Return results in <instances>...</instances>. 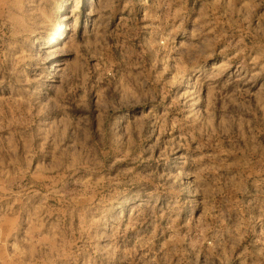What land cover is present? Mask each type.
Returning <instances> with one entry per match:
<instances>
[{"label": "rangeland", "instance_id": "374dc122", "mask_svg": "<svg viewBox=\"0 0 264 264\" xmlns=\"http://www.w3.org/2000/svg\"><path fill=\"white\" fill-rule=\"evenodd\" d=\"M0 264H264V0H0Z\"/></svg>", "mask_w": 264, "mask_h": 264}]
</instances>
